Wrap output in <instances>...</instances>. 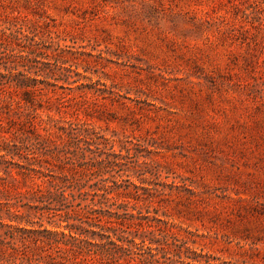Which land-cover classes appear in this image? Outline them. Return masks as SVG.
Here are the masks:
<instances>
[{"label":"rangeland","instance_id":"374dc122","mask_svg":"<svg viewBox=\"0 0 264 264\" xmlns=\"http://www.w3.org/2000/svg\"><path fill=\"white\" fill-rule=\"evenodd\" d=\"M13 9L32 18L31 33L2 49L0 72L16 62L40 79L48 123L79 117L130 147L112 174L153 193L141 211L164 221L147 236L153 249L134 247L138 264H264V0H0V17ZM19 97L0 96V145L32 146L27 136L43 132L10 111ZM27 183L0 178L6 222L39 220ZM13 222L27 229L0 231L50 236Z\"/></svg>","mask_w":264,"mask_h":264},{"label":"trees","instance_id":"16d2710c","mask_svg":"<svg viewBox=\"0 0 264 264\" xmlns=\"http://www.w3.org/2000/svg\"><path fill=\"white\" fill-rule=\"evenodd\" d=\"M31 22V17L16 9L0 17V60L2 49L14 51L15 45L28 43ZM31 51L20 52L18 58H27ZM18 65L15 62L0 72V96L19 92L20 97L9 102L10 111H25L24 122L36 130L40 126L43 132L27 136L35 138L32 146L25 145V138H18L20 144L0 145V178H8L13 185L31 182L30 188L20 193L31 199L29 210H34L39 220L10 212L9 222L0 215V225L18 232L27 228L13 221L39 223L50 236L26 238L0 231V264H138L134 247L141 243L153 249L158 240L147 236L156 234V224L164 219L158 212L152 215L149 208L148 214L141 211L150 203L145 195L153 196L149 188L133 182L130 175L125 184L122 176L112 174L116 166L131 158L130 147L117 150L115 141L79 117L62 125L45 121L38 113L45 101L39 95L40 79L20 76ZM48 118L57 120L52 115ZM15 129L13 134L24 131Z\"/></svg>","mask_w":264,"mask_h":264}]
</instances>
